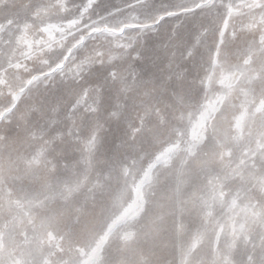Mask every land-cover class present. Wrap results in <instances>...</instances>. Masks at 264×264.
<instances>
[{"label": "snow or ice", "instance_id": "snow-or-ice-1", "mask_svg": "<svg viewBox=\"0 0 264 264\" xmlns=\"http://www.w3.org/2000/svg\"><path fill=\"white\" fill-rule=\"evenodd\" d=\"M0 264H264V0H0Z\"/></svg>", "mask_w": 264, "mask_h": 264}, {"label": "rangeland", "instance_id": "rangeland-1", "mask_svg": "<svg viewBox=\"0 0 264 264\" xmlns=\"http://www.w3.org/2000/svg\"><path fill=\"white\" fill-rule=\"evenodd\" d=\"M113 2L119 4L120 0H113Z\"/></svg>", "mask_w": 264, "mask_h": 264}]
</instances>
